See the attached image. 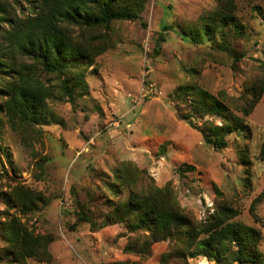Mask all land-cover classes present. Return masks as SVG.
Listing matches in <instances>:
<instances>
[{
    "label": "rangeland",
    "instance_id": "374dc122",
    "mask_svg": "<svg viewBox=\"0 0 264 264\" xmlns=\"http://www.w3.org/2000/svg\"><path fill=\"white\" fill-rule=\"evenodd\" d=\"M0 1L12 5L17 17L30 15L24 2L15 6L13 0ZM220 1L148 0L141 21L112 26L104 39L105 51L91 67L66 75L74 81L71 101L59 90L55 75H42L53 93L47 101L49 125L28 137L12 131L3 119L0 222L7 209L1 193L17 184L40 192L47 200L45 207L21 222L35 234L53 237L52 260L30 259L27 264H161V257L172 251L171 244L154 245L142 259L127 250L133 243L139 245L142 236L127 233L120 225H103L108 203L127 198V189L117 180L124 164L145 172L158 188L170 183L180 207L198 221L223 204L238 211L234 221L260 233L264 260V200L256 204L254 214L250 210L253 200L264 193V161L260 159L264 97L243 117L248 131L226 150L205 144L200 132L178 117L173 99L179 87L194 83L242 117L239 109L248 99L246 88L264 65V1H235L245 29V37L234 44L245 55L236 71L231 68L232 59L214 44H194L179 35ZM160 34L165 40L155 54ZM202 121L194 123L199 127ZM239 150L247 152L248 164L238 158ZM182 165L192 168L185 178L176 173ZM78 205L89 210L96 227L77 222ZM10 214L20 217L14 209ZM6 247L0 231V264H9L1 257ZM170 264L215 263L199 257L185 262L172 259Z\"/></svg>",
    "mask_w": 264,
    "mask_h": 264
},
{
    "label": "trees",
    "instance_id": "16d2710c",
    "mask_svg": "<svg viewBox=\"0 0 264 264\" xmlns=\"http://www.w3.org/2000/svg\"><path fill=\"white\" fill-rule=\"evenodd\" d=\"M235 1L221 0L179 32L183 40L194 44H214L232 59L234 71L245 56L234 45L245 37ZM22 2L27 4L30 15L17 17L11 12L12 5L0 1V132L4 119L12 131L30 137V133L40 132L39 128L52 120L47 101L53 93L42 81V75H55L60 80L59 90L71 101L75 95L74 81L66 75L83 66L91 67L94 59L105 51L104 39L112 26L141 21L148 0H13L15 6ZM162 29L165 31L168 27L162 26ZM164 40L162 34L158 35L155 54ZM245 93L248 99L239 109L242 117L232 113L222 99L194 83L179 87L173 99L177 102L178 117L188 120L200 132L205 144L215 150H226L248 131L243 117L264 97V65ZM205 117L209 119L204 120ZM197 120H203L199 127L194 123ZM237 155L248 164L247 152L239 150ZM260 159L264 161V139ZM187 170L192 168L182 165L176 173L185 178ZM118 176L119 184L127 189L128 195L123 202L108 203L103 225H120L127 233L142 236L139 245L133 243L128 247L130 253L143 259L151 254L154 245L169 243L172 251L161 257V264H170L172 259L185 262L199 257L215 264H263L260 233L234 221L239 213L232 207L218 206L212 215L198 221L180 207L170 183L158 188L145 172L131 164L122 165ZM1 199L7 208L1 214L4 221L0 222L7 245L1 257L9 264H27L30 259L50 263L53 237L35 234L21 222L22 217L45 207L46 198L17 184L1 193ZM262 200L264 193L253 200L252 214ZM78 206L77 222L96 227L89 210ZM12 209L20 217L10 214Z\"/></svg>",
    "mask_w": 264,
    "mask_h": 264
}]
</instances>
